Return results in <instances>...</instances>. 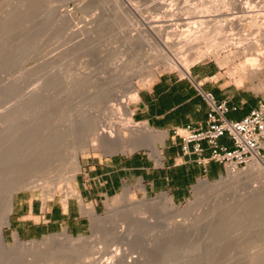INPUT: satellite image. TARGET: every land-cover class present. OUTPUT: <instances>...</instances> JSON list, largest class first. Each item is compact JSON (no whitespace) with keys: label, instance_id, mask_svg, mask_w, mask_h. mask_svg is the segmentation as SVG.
<instances>
[{"label":"rangeland","instance_id":"1","mask_svg":"<svg viewBox=\"0 0 264 264\" xmlns=\"http://www.w3.org/2000/svg\"><path fill=\"white\" fill-rule=\"evenodd\" d=\"M19 1L20 4L18 5ZM103 2H106V0H31V2L30 0H23L22 2L21 0H0V115L2 114L0 116V148L5 149L1 151V153H4V155L5 153L8 155V150H12L13 147L14 151H12V153L19 152L17 155H20V157L18 156L14 159V163H16L14 168L16 165L18 166L23 164V161L31 154L33 147L32 143L35 142L33 141L35 136H32V138H27L28 136H31V134H29L31 132L22 131L23 134H18L15 126L14 128L12 127L13 129H11L10 133L8 132L10 130H7L8 135L5 132L6 129L11 128L9 127V124L11 126L13 124L10 123V121L14 120L10 119L13 113L11 108H13L14 105V109L15 107L17 109V106L18 109L19 107H27L25 103L23 105V97L27 92L34 89L35 87L40 88V91H42V93H40L45 95L42 96V98H45L43 102L45 103L46 101L47 105L49 106L48 108V106H46L42 100L38 101L46 106L44 113L49 109L51 112V110L55 108L56 103H54V105L52 103V101L55 99L54 96L61 99V103L63 101L61 105L63 106V110L62 108H59L61 111H63L62 113H64V110L67 108H70L67 112V114L69 113L70 119L68 118L66 112L64 113L69 119H65L66 117L63 118L66 120L65 122L63 119L61 120V115L58 116L60 110H58L57 107L60 105L58 106L57 104L56 110H52V117L49 116V111L47 114L42 112L43 108H40V104L37 106L36 102L35 106L33 103L32 105L37 111L33 108L29 112L28 116L32 119V116L35 118V115H39L41 112L42 115L44 114L45 116L49 114L48 116L50 119L45 118V116L43 118L41 115H39V120H37L39 122L40 118L41 120L43 118V121L46 120L45 122L41 121V123L43 122V125L41 124V126H44V123L49 126L48 127L45 124L46 128H50L54 123L57 124L61 122L66 124L68 121H72L78 126L81 124L80 122L84 121L88 117L97 120L99 123L106 120L110 121L111 119L114 120H111L113 122H119V119L114 117L117 115V112L115 113L114 111L113 116V112L110 111L111 109L109 108H111L112 105L116 107L120 106V102L123 99H126L127 94H129V89L127 88H129L132 84L137 85L140 90L141 88L150 85L156 79V77L163 72H173L180 74L181 76L186 75V73L180 68L178 69L177 66V68L175 66L167 67L162 62L156 60L155 57L153 58L152 54L155 53V50L153 51L149 45L144 44L145 46H143V48L145 50L142 48L138 53H133L128 42L126 41L129 35L135 34L140 30L149 29V25L151 23L153 25L163 24L162 29L165 33L172 32V30L180 31V28H183L182 30L188 29L191 26V21L189 22V20L192 18L195 19L196 17L193 12L195 10L194 7H196L197 14L198 10L202 11L205 9L203 10V12H205H202L203 14L210 13L214 14L215 16H219L221 11V9L216 8L206 10V8L198 5L201 3L199 0H166V3L163 4L161 10L156 9L158 5H156L157 0H137L135 1L138 5L137 17L135 16V18L131 16L133 14H130L129 16L124 15L121 17V15L116 14V9L113 8L114 3L112 0L106 4ZM193 2H196L198 7L195 6V3ZM64 3L65 5H63ZM15 5L17 6L16 10L19 8V10H17L18 12L14 10L15 8L13 9L14 11H11ZM59 5L62 6L58 8ZM192 7L194 10L191 9ZM51 8L52 10L53 8H56L60 12L64 11L62 12L63 14H65V11L68 10L69 13H71L69 14L67 11L66 14H69V16L71 15L72 21L63 20L62 18L65 19V17L61 18L59 17V13L56 14L55 12L53 13L55 15L49 20V17L46 15L49 13ZM163 8H170L168 10L173 11H171L172 15H167L165 16L166 18L163 17V13L161 12ZM186 9L187 11H185ZM73 10L75 14H73ZM188 10L190 12L193 10L192 13L194 15H192L190 12L189 15ZM200 11L199 14H201ZM160 14H162V17ZM116 15H118L120 18L118 16L115 17ZM158 15L160 17H158ZM72 16H74L76 19ZM261 16L260 22L264 23V17L263 15ZM163 20L165 21L163 22ZM231 21L233 20L228 19L229 23H231ZM188 22L190 24H188ZM44 23H46L47 27L50 29H48ZM224 23L227 24V19L225 21H217L215 24H211V22H209L208 25L206 23L204 24L203 28L204 30H207V32L209 30L208 33L211 34V32H214V25ZM192 24L196 26V23ZM44 26L47 30L42 28ZM40 29L43 31L40 34H37ZM212 34L213 35L208 34L209 37L207 38H210V36L214 37V33ZM215 35V39H217V34L215 33ZM38 38L43 40H39ZM206 44H208L207 40L201 45ZM21 46H26V48L23 51H19ZM225 54H227V51H223L216 56L213 55L204 57L200 60H211L220 66ZM179 55H182V53H179ZM148 57L149 59L147 61ZM243 59L244 56L242 54H236L234 59L232 58L228 61L224 60L227 64H225V67L221 69L223 75L238 86L243 85L245 87L254 88L264 97V66L261 70L259 69L249 72L248 69L242 68L240 64ZM196 62H198V60L189 62V68ZM230 70L233 71L231 72ZM152 72H154L155 77L152 82L147 83V79H149L151 76L149 73ZM145 75H148V77ZM53 78L58 79V83H55L56 80L54 81ZM239 79H242L241 85L237 83ZM66 80L68 83H66ZM76 81L79 83L77 87L74 88L73 85H75L74 82ZM95 95H98V98H93ZM49 97L52 99L54 97V99H49ZM50 100L52 101L50 102ZM49 102L51 104H49ZM133 102L134 101H131L130 103L131 109ZM68 103L70 107H67ZM33 110L36 112L34 111L33 113ZM31 112L33 114H31ZM119 112V116H122L124 110L121 108ZM20 113L21 111L19 109V111L16 110L15 114L13 115L21 116L22 113L21 115ZM8 114L10 115L9 118ZM38 117L36 116L37 119ZM33 121L34 123L32 122V126L37 127L36 119H33ZM132 121L138 125H142V123L136 122L133 117ZM14 123L16 124L17 121H14ZM41 126H38L37 129H39ZM117 126L119 131L126 137V142L121 150L124 149L128 152H131L136 150L151 149L154 151V149L147 144L137 146L135 149L132 148L130 141L133 135L132 132L123 127L122 124L117 123ZM40 131L41 134L39 133ZM12 132L17 133L15 134L16 136L14 135L16 139L14 136L13 139L12 135L14 133L12 134ZM19 133H21V131H19ZM5 134L8 138L5 136ZM37 134H39L37 137H41L44 134L43 129H40L39 131L37 130ZM17 135H20L19 138ZM9 136L12 138L9 139ZM91 136L92 135L89 137ZM3 138L5 140H3ZM74 138L75 137H70L63 143V147L61 148L65 154H67L70 150ZM11 139L13 140L11 141ZM24 139H28L27 141L28 143L31 142V144H29L31 146H29L27 142L25 144L27 145L26 147L25 145L21 146L20 141L22 140L23 143L25 142ZM160 141L161 140L158 139L157 143ZM4 144L6 145L5 148L3 147L5 146ZM7 145L10 147V149L7 148ZM33 145H35V143ZM16 146H18L17 150ZM19 147L23 149H20ZM104 154L112 153L101 144H98L96 147L90 146L87 152L81 153L80 161L82 163V160L87 156ZM13 155L16 156L15 154ZM248 166L249 165L245 166L242 170L245 171ZM227 175L228 174H225L222 178L217 180H210L207 178L200 179L193 186L191 196L182 202L174 201L171 196L164 193L167 196V201H172L175 207H185L189 202L196 203L195 209L185 210V212L181 215V219L186 223L185 227L181 231H170L166 228L158 227V229L154 228V230L140 229L134 232L136 235L133 233L129 235V233L124 232L130 227V225H128L129 227H126L125 225L128 224L129 220L127 218L121 217L122 213L121 215L120 213L119 215H116L115 210L123 207L125 204V198L135 201L151 200L152 203H150V207L152 208L158 204L162 205L164 203L163 199L161 198V194L149 197L141 194L137 190L126 189L127 193L124 190L114 196L109 197L105 201L100 211L93 212L92 225L89 232L79 235H72L70 233L68 234L70 236L76 237L80 235L93 236L95 234L96 237H94V239L99 241L96 251H98L97 254H99V257H101L100 262L108 260L107 257L110 255L112 256V252L114 251V254L115 250L119 252V255H122V251L125 250V253L123 254H126V250L130 249V251H133V253L130 252V255H141V257L146 261L145 264H178L181 259L185 257L187 259L188 255L193 257L194 263L195 259H197L196 264H251L250 260H252V264H264V261H262L264 259V255H261L264 254V206L259 208L253 207L255 205H251L255 202L254 197L251 196V190L254 187L264 184V174L254 176L252 179L245 181L241 186L238 187L236 185L221 186L220 183H217L219 187L221 186L220 190L208 189L207 186L202 184V182L206 180H209L211 183H216L221 179L226 178ZM61 183V188H58L52 197H49L47 191L43 190L42 188H22L18 191L16 190L13 195L16 196L19 192H27L28 196L32 198H43L46 200L59 194L67 197L72 193H76L73 188L74 180H72L69 184V192L66 188H62L64 187V181ZM124 194L127 197H125ZM234 197L236 198L234 199ZM226 198H229V203L220 211L213 214L212 209L215 208L214 206L217 204V202L219 203ZM237 199L239 200L237 201ZM114 215L120 217V219H116V225L114 223L116 228L110 232H106V228H104L106 226V221L112 218ZM232 215H236L237 220L231 224L227 223V221H230L229 218ZM123 216L125 215L123 214ZM121 218H124L125 220ZM118 220H120V222ZM99 221H101V232H96L95 229ZM108 224L111 226L110 223ZM5 227L3 234L7 245L15 246L13 245L16 244L15 236L8 235ZM64 232L66 231L48 234L43 237L30 240H23L20 238L19 240L20 242H25L28 244L30 241H35V244L44 246L46 242L49 241V236L51 237L53 234L60 235ZM58 240L62 241L63 238L60 237ZM191 246H200L208 251L205 250L203 252L204 254H191L189 253ZM186 248L188 249L186 250ZM182 249L183 251L181 252ZM205 252L208 255L205 256ZM252 252L254 253V257L251 258L250 254H253ZM180 254L182 256H180ZM257 254L261 256L257 257ZM199 255H203L202 257L205 258H203L204 260L202 259L201 263H198L199 259L197 256ZM111 256L109 258H111ZM195 256L197 258H195ZM208 256L210 257L209 259L212 257L216 260H209L207 258ZM257 261H259V263ZM49 262L50 264H58L51 261ZM49 262L47 263L49 264Z\"/></svg>","mask_w":264,"mask_h":264},{"label":"bare ground","instance_id":"2","mask_svg":"<svg viewBox=\"0 0 264 264\" xmlns=\"http://www.w3.org/2000/svg\"><path fill=\"white\" fill-rule=\"evenodd\" d=\"M22 1L23 0H21V2ZM102 1H104V0H102ZM109 1L106 0V2H103V3H105V4L109 3ZM135 1H137V0H112V2L115 4V5L113 4V8L116 9V14L121 15V17H123L124 15L129 16L130 14H133V15H131L133 17H135V16L137 17L138 5ZM165 1L166 0H157L156 5L157 4L158 5H157L156 9L161 10L163 4L166 3ZM199 1H201V3L199 2L200 4H198V5L206 8V10L207 9L211 10L212 8L221 9L220 15L215 16L214 14H210V13L203 14L205 12V11L203 12V10H205L203 8H202L203 9L202 11L198 10V14H197L196 7H194L195 10L192 7L191 9H193L194 11L191 10V12L189 11L190 9L188 8L189 9L188 13L189 12L192 13V11H193L195 16H196L195 19L192 18L189 20V22L191 21V26L189 25L190 27L188 29L182 30L183 28H180V31H178V30L173 31L172 30V32L165 33V32H163L164 30L162 29L163 24L162 25H153L151 23L149 25L150 26L149 29L140 30V31L136 32L135 34L129 35V37L127 38L126 41L128 42L131 51H133V53H135V52L138 53L143 48V46H145L144 44L149 45V47H151L153 49V51L155 50L154 54L151 53L153 55V58L155 57L156 60H158L159 62H162L167 67H172V66L176 67L177 66L178 69L180 68L186 74H188L190 71V68H189L190 63L189 62L196 61V60H198V62H199V61H201L200 59H203L204 57H209V56H213V55L216 56V55H219L220 53H222L223 51H227V54L224 55V59L222 60V63H221V66L223 68L225 67V64H227L224 60L228 61V60H231L232 58L234 59V56L236 54H240V55L242 54L244 56L243 61H241V63H240L242 68L248 69L249 72L250 71L253 72V71L259 70V69L261 70L264 66V23L260 22V17H262L261 15H263V17H264V0H199ZM30 2H31V0H30ZM26 3H27V1H26ZM193 3H195V6L198 7V5H196V2H193ZM197 3H198V1H197ZM19 4H20V1H19L18 5ZM63 5H65V3ZM61 6L59 5L58 8ZM191 6H189V7H191ZM16 7L17 6L15 5L11 11L16 10ZM56 8H53V10L51 8L49 10V13L46 15L49 17L48 18L49 20L52 16L55 15V14H53L55 12L56 14L59 13V17H61V18L65 17V19L62 18L63 20L72 21L71 15L69 16V14L71 12L69 13V11L66 10L65 14H63L62 12H64V11L60 12ZM168 9H170V8H168ZM168 9L163 8V10L161 11L163 13V17L170 15L173 12L172 10H168ZM17 10H19V8H17ZM67 11L69 14H66ZM185 11H187V9ZM199 11L201 12V14H199ZM12 13H14V12H12ZM190 13H189V15H190ZM73 14H75L74 10H73ZM194 14L192 13V15H194ZM117 16L118 15H116L115 17H117ZM160 16L162 17V14H160ZM160 16L158 15V17H160ZM72 17H74V16H72ZM180 17H182V16H180ZM192 17H194V16H192ZM165 18H163V19H165ZM182 18H181V20H182ZM45 19H47V18H45ZM75 19H73V20H75ZM226 19H227V24L224 23V24L214 25V32H211V34L208 33L209 30L207 32V30H204V28H203L204 24H206V23L208 25H209V22H211V24L212 23L215 24L217 21H221V20L225 21ZM228 19H231L233 21H231V23H229ZM119 20H121V19H119ZM159 20H160V18H159ZM164 21L165 20H163V22ZM185 21H184V23H185ZM189 22H188V24H190ZM192 23H194V24L196 23V26L193 25ZM44 24L46 25V23H44ZM192 26H195V27H192ZM46 27H47V25H46ZM186 27H188V26H186ZM42 28L45 29V26ZM48 29H50V28H48ZM176 29H177V27H176ZM45 30H47V29H45ZM42 31L43 30L40 29V31H38L37 34H40ZM207 33L209 35H213L212 33H214V37L212 36L213 37L212 38L210 36L211 39L207 38V37H209V35ZM215 33L217 34V39H215V36H216ZM47 34H48V32H47ZM218 36H219V38H218ZM41 38H42V36H41ZM41 38L40 39L38 38V39L43 40ZM206 40L208 41V44L201 45ZM200 42H201V44H200ZM25 48H26V46H21L19 48L20 49L19 51H23ZM137 53H136V55H137ZM140 53H142V52H140ZM179 53L180 54L182 53V55H179ZM149 55H150V53H149ZM148 59H149V57L147 58V61H148ZM242 71H244V70H242ZM149 74H151V76L149 75L150 78L147 79V81L145 80L147 83L152 82L154 77H155L154 72L149 73ZM231 74H233V73H231ZM146 77H148V75ZM53 80L54 81L56 80L55 83L56 82L58 83V79L53 78ZM241 81H242V79H239L237 83L239 85H241L242 84ZM76 82H74L75 83V85H73L74 88L77 87V85L79 83V82H77V83ZM66 83H68L67 80H66ZM129 85H130V83H129ZM127 89H129L128 90L129 94H127L126 99H123L120 102L121 103L120 106L116 107V106L112 105L111 108H109V109H111L110 111L113 112V116H114V111H115V113L117 112V115H115L114 117H116V119L118 118L119 122L118 121H116V122L119 124H122L123 127H125L127 130L132 132L133 135H132V138L130 140L132 148L135 149L137 146H140L142 144H147L151 148H153L156 152H158L157 140L158 139L162 140V134L163 133L156 131V130H152L147 125H144V124L138 125L132 121V111L130 108V103H131V101H135L138 99L139 88L137 85L132 84ZM41 90H42V88H41ZM40 92L42 93V91H40V88L35 87L34 89L30 90L29 92H27L25 94V96L23 97V101H24L23 105L25 103V105H27V107H23V108L19 107V109L22 113V115L20 113L21 116L13 115V114H15L16 110L19 111L18 106H17V109H16V107L14 109L15 105L13 106V108L10 107L13 110V113L11 112L12 117L10 119L11 120L14 119V120L10 121L11 124L13 123L12 126L9 124V127H11V128L6 129V131H5L6 134L8 135V132L10 133L11 129H13L15 126L16 127L15 129L18 132V134H23V132H31V133H29V134H31V136L27 137V138H32V136H35L34 137L35 140L33 138V141H35L34 142L35 145H33L34 143H32L33 147H32L31 154L23 161V164H21L22 166L16 165V167L14 168V165L16 164V163H14L15 162L14 159H15V157H18V156L20 157V155H17L19 152L15 151L16 153H14V152L12 153V151H14V147H13V149L10 151L7 149L9 152L8 155L6 153L4 155V153L2 154L1 151L5 150V149L0 148V264H5V263H10V264H48L47 262H49V261L54 262V263H58V264H145L146 261L141 257V255H139V254H138V256L137 255L133 256V254L130 255V252L133 253V251L132 250L130 251V249L129 250L127 249L128 251L126 250V254H123V253H125L124 252L125 250L122 251V255H119V252L115 250V253L113 254V252H114L113 251L112 256L110 255L111 258H109L110 257L109 256V257H107L108 260H104V261L100 262L101 257H99V254H97L98 251H96V247H97V244L99 241L97 239H94V237H96L95 234L93 236L80 235L77 237L76 236H70L66 232H64L60 235L59 234L58 235L53 234V236H51V237L49 236L50 239L48 242H46V244L44 246H39L38 244H35V241L34 242L30 241L29 244L25 243V242H20L19 238L17 236H15L16 244H13L15 246H8L7 245V242L5 241V238H4L3 230H4V227L6 225H8V223H9V214H10L12 207H13V198H14L13 194H14V192H16V190L18 191L19 189H22V188H39V189L42 188L43 190L47 191V194L49 197H52L54 195V192L58 188H61L62 185H60V183L62 181H64V187H62V188H66L69 192V188H70L69 184L72 180H75L76 174H77V172L81 166V161H80L81 160V153L87 152L89 150L90 146L96 147L98 144H101L109 152L113 153V152L120 151L126 142V137L123 133H121L119 131L117 123L113 122L114 121L113 119H111L113 121H111L110 119H109L110 121L106 120L109 117H107L105 119L106 121H101V123H99L97 120L92 119L91 117H88L84 121L80 122L81 124H79L78 126L75 123H73L72 121L71 122L68 121V123H66V124H63L61 122H59L57 124L54 123V124H52V126L50 128H46V126H48L46 123H44V126L46 124L45 127L41 126V124L43 125V122L46 121L45 119H44L45 121H43V118L45 116L44 114H47V112L50 109L45 111V113H44V110L46 109V106H48V105H47L46 101H45V103L43 102V100L45 98H42V96L44 94L42 95ZM54 97H55V99H54ZM54 97H53L54 101H52L53 99L51 97H49V99L50 98L52 99V100H50V102L52 101L53 105H54V103H56V106H57V104H58V106L60 105L59 107H57L58 110H60L59 108H62V110H63V106H61L63 101L61 103V99L56 98V96H54ZM93 98H98V95L93 96ZM39 100H42V102L44 104H46V106H44L43 103L38 102ZM50 102H49V104H51ZM16 103H18V102H16ZM33 103H34V105L36 103L37 106L39 104L42 106V104H43L42 107L40 106L41 109L43 108L42 112L44 113L43 115H42V112H41V114H39L43 117L42 120L40 118V122L37 121V120H39V117H38L39 115H35V118L32 116V119H31V117L28 116L29 112L33 108L36 110V108L32 105ZM64 104H65V102H64ZM16 105H18V104H16ZM30 105H32V106H30ZM56 106H55V108H53L54 106L52 108L56 110ZM65 107H66V105H65ZM67 107H70L69 103H68ZM37 108H39V107H37ZM48 108H49V106H48ZM121 108L124 110V112L122 113L123 115L121 114L122 116H119L118 113H120L119 110ZM69 109L70 108H67L66 110H64V113L66 112V114H67ZM35 110H33V113ZM52 110H51V112H53ZM51 112H50V115L49 114L48 115L53 117V114ZM59 112L61 114L58 113V116L61 115V120L66 117L65 114L62 113L63 111L60 110ZM33 113L31 112V114H33ZM17 114H19V113H17ZM48 115H46L45 118L50 119V117ZM67 115L69 118L70 117L69 113ZM36 116L38 117V119L36 118ZM9 117H10V115L8 116V118ZM52 117H51V119H52ZM68 118L66 117L65 119H68ZM3 119H4V116H3ZM33 119H36V121H37L36 123L38 125L36 124V126L37 127L41 126L42 128L40 127L39 129H37V127L32 126L33 125L32 122L34 123V121H35V120L33 121ZM65 119H63V120L66 122ZM14 121H17V123L15 124ZM41 121H43V122L41 123ZM38 122L40 123V125ZM3 128H4V126H3ZM40 129L41 130L43 129L44 134L41 137H37V135L39 136V134H37V130L39 131ZM4 130H5V128H4ZM7 130H10V131L7 132ZM12 131H15V130H12ZM19 131H21V133H19ZM1 133H3V132H1ZM13 133L14 132H12V134ZM39 133L41 134V131ZM6 134H5V136L7 137ZM15 134H17V133H14L12 135V137ZM90 135H92V136L89 137ZM19 136L20 135H17L18 138H19ZM21 136H23V135H21ZM12 137L9 136V139ZM14 137H13V139H14ZM36 137H37V141H36ZM70 137H75V138L73 140V143L71 145L70 150L68 151L67 154H65L61 147H63L62 146L63 143L66 140H68ZM76 137H77V139H76ZM9 139H7V140H9ZM13 139H11V141ZM15 139H16V137H15ZM3 140H5V139L3 138ZM24 140H25V142H23V143H22V140L20 141L21 146L25 145L26 142L28 145L31 144V142L28 143V141H27L28 139H24ZM26 146L27 145H25V147ZM29 146H31V145H29ZM3 147L5 148L6 145ZM17 147L18 146H16V150H17ZM7 148L10 149V147L8 145H7ZM20 149H23V148H20ZM121 151H126V150L122 149ZM13 154H15L16 156H14ZM260 174H264V159L255 160V161L251 162L245 171L239 170L237 172H229L226 178H223L216 183H211L209 180H206V181L202 182V184L204 186H207L208 189H213V190H216V189L220 190L221 189L220 187L223 185L224 186H226V185L227 186H229V185L235 186L236 185L238 187V186H241L245 181L250 180L254 176H257ZM217 183L218 184L220 183L221 186L219 187V185ZM213 184H215V185H213ZM66 189H64V190H66ZM125 192L127 193L126 189H125ZM124 196H125V194H124ZM251 196H253L254 200H255V202L251 204V205H255L253 207H259L260 208V207L264 206V184H261L257 187H254L251 190ZM125 197H127V196H125ZM161 198L163 199L164 203L162 205L158 204L157 206H155L153 208L150 207L151 206L150 203H152L151 200L135 201V200H130L128 198H125L124 199L125 204L123 205V207L119 208L118 210H115L116 215L117 214L119 215V213L121 215V213H122L121 217L127 218L129 220L128 224H125V225H126V227L128 225H130V227L128 226L129 229L125 230L124 232L129 233V235H130L132 233L134 234L135 231H138L140 229H153L154 230V228L158 229V227L166 228L170 231H181L185 227V224H186L181 219V215L185 212V210L195 209L196 203L189 202L188 205H186L185 207H180V206L175 207L174 204L172 203V201H167V196L164 193L161 194ZM235 198L236 197H234V199ZM238 200L239 199H237V201ZM229 201H230L229 198H226V199H223L219 203L217 202V204L214 206L215 208L213 207L214 209H212L213 214H215L216 212L220 211L223 207H225L229 203ZM160 202H161V200H160ZM123 214L125 216H123ZM116 215H114L112 218H110L106 221V226L104 227V228H106V230H105L106 232H110L116 228L114 226V223L116 225V221H117L116 219H120V217L116 216ZM124 218H121V219L125 220ZM229 219H230V221H227V223H230V224L234 223L237 220V216L232 215V216H230ZM118 221L120 222V220H118ZM108 223H110L111 226ZM100 224H101V221L98 222V225L95 229L96 232H101L100 228H102V227ZM134 235H136V234H134ZM60 237L63 238L62 241L58 240ZM188 248H186V250ZM205 250L206 249H203L200 246H195V247L191 246L189 253H191V254L192 253L202 254ZM182 251H183V249L181 250V252ZM184 251H185V248H184ZM206 251H208V250H206ZM209 252H210V250H209ZM181 254H183V253H181ZM181 254H180V256H182ZM177 255H178V253H177ZM206 255H208V254H206V252H205V256ZM250 255H251L250 256L251 258L254 257V253L250 254ZM258 255L259 254H257L256 256L260 257L261 255H264V254H261L259 256ZM202 256L203 255L197 256L199 259L198 263L199 262L201 263L202 259L204 258ZM209 256L207 257L208 259L210 258ZM197 257L195 256V258H197ZM215 257H216V255H215ZM207 258H206V260H207ZM212 259H215V258L211 257V259H209V260H212ZM178 260H177V262H178ZM196 260L197 259H195V263H194L193 257L188 255L187 259H186V257L181 259L180 262H178V264H196L197 263ZM262 261H264V259ZM250 262L252 264V260H250ZM257 262L259 263V261H257ZM49 264H50V262H49ZM255 264H257V263H255Z\"/></svg>","mask_w":264,"mask_h":264},{"label":"crops","instance_id":"3","mask_svg":"<svg viewBox=\"0 0 264 264\" xmlns=\"http://www.w3.org/2000/svg\"><path fill=\"white\" fill-rule=\"evenodd\" d=\"M222 68L211 60L199 61L190 67L187 76L163 72L141 88L132 104V117L163 133L159 152L148 149L87 156L73 183L76 193L67 197L59 194L44 200L19 192L13 199L5 227L7 234L23 240L63 231L84 234L90 231L93 212L100 211L109 197L125 189L149 197L166 193L174 201L182 202L191 196L200 179L222 178V163H199L197 154L185 155L181 138L174 134L178 127L206 126L209 105L200 87L214 93L218 100L227 101L230 109L226 116L232 120L243 118L258 106L263 97L260 92L234 84L223 75ZM219 143L232 146L228 136L221 137ZM202 144L203 156L208 157V143Z\"/></svg>","mask_w":264,"mask_h":264},{"label":"built area","instance_id":"4","mask_svg":"<svg viewBox=\"0 0 264 264\" xmlns=\"http://www.w3.org/2000/svg\"><path fill=\"white\" fill-rule=\"evenodd\" d=\"M199 90L209 105L206 126L175 128L174 134L182 140L183 153L197 154L199 163L208 160L220 162L225 167V174L237 172L255 160L264 159V97L246 116L232 120L226 116L230 109L226 100H218L214 93L201 87ZM223 136L230 138L231 147L219 143ZM203 141L208 143L211 150L208 157L203 156Z\"/></svg>","mask_w":264,"mask_h":264}]
</instances>
